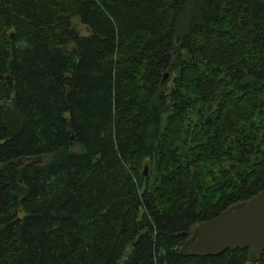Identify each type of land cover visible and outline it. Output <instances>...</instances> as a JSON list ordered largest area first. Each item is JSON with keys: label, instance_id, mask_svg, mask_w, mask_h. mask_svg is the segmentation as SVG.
Wrapping results in <instances>:
<instances>
[{"label": "trees", "instance_id": "1", "mask_svg": "<svg viewBox=\"0 0 264 264\" xmlns=\"http://www.w3.org/2000/svg\"><path fill=\"white\" fill-rule=\"evenodd\" d=\"M262 191L264 0H0V264H264L180 254Z\"/></svg>", "mask_w": 264, "mask_h": 264}, {"label": "water", "instance_id": "2", "mask_svg": "<svg viewBox=\"0 0 264 264\" xmlns=\"http://www.w3.org/2000/svg\"><path fill=\"white\" fill-rule=\"evenodd\" d=\"M237 249L248 250L250 260H257L264 251V191L197 224L180 254L217 256Z\"/></svg>", "mask_w": 264, "mask_h": 264}, {"label": "rangeland", "instance_id": "3", "mask_svg": "<svg viewBox=\"0 0 264 264\" xmlns=\"http://www.w3.org/2000/svg\"><path fill=\"white\" fill-rule=\"evenodd\" d=\"M167 79H168V78H167ZM146 168H147V167H146ZM146 168H145V170H147ZM146 173H147V172H146Z\"/></svg>", "mask_w": 264, "mask_h": 264}]
</instances>
